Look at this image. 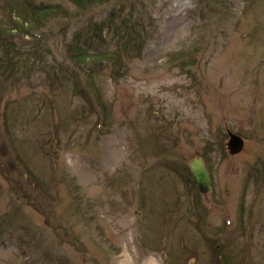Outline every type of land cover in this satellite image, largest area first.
I'll list each match as a JSON object with an SVG mask.
<instances>
[{
  "label": "rangeland",
  "instance_id": "obj_1",
  "mask_svg": "<svg viewBox=\"0 0 264 264\" xmlns=\"http://www.w3.org/2000/svg\"><path fill=\"white\" fill-rule=\"evenodd\" d=\"M30 1L71 19L0 0V264H264V0Z\"/></svg>",
  "mask_w": 264,
  "mask_h": 264
},
{
  "label": "trees",
  "instance_id": "obj_2",
  "mask_svg": "<svg viewBox=\"0 0 264 264\" xmlns=\"http://www.w3.org/2000/svg\"><path fill=\"white\" fill-rule=\"evenodd\" d=\"M64 1L71 4L76 10L78 9L77 11H79V9H81L83 6L90 5L88 8H86V9H89L95 5H104L106 3L111 2L112 0H64ZM31 4L32 3L29 0V3H27V6H23L22 11H19L13 5L11 7H9V9L11 10V13H9V15L10 16L14 15L13 17L21 19L20 22H16L17 27L15 29L22 30L24 28V26H26V28L28 26L30 29L36 30L35 25L37 26V24L39 23V21H36V19H38L41 15H45V14H49V16L52 14L53 18L51 17L50 21L52 20L53 22H55L59 18H61L63 21H65L66 19H67V21L71 19L70 13H68V11H66V9H63L59 5H39L38 6V5H31ZM86 9H83L81 11H85ZM12 19H14V18H11V20ZM11 20H10V22H11ZM26 28H24L23 30H26ZM68 45H69L68 48L71 47L70 49H72L74 51L73 56L78 55V56L90 57V55H88V53H89V49L91 47L87 43V40L83 41L82 36H81V39H80V37H78V39L77 38L72 39L71 43L69 42ZM70 49H69V51H70ZM81 53H83L84 55H82ZM6 220H7L6 216L5 217L2 216L0 218V225H1V223H3Z\"/></svg>",
  "mask_w": 264,
  "mask_h": 264
},
{
  "label": "water",
  "instance_id": "obj_3",
  "mask_svg": "<svg viewBox=\"0 0 264 264\" xmlns=\"http://www.w3.org/2000/svg\"><path fill=\"white\" fill-rule=\"evenodd\" d=\"M229 141L227 143L228 149L231 154L238 153L242 147V140L234 135L232 132H228ZM191 172L198 184V189L200 193H206L210 190L209 186V174L204 166L203 159L197 157L190 161L189 163Z\"/></svg>",
  "mask_w": 264,
  "mask_h": 264
},
{
  "label": "bare ground",
  "instance_id": "obj_4",
  "mask_svg": "<svg viewBox=\"0 0 264 264\" xmlns=\"http://www.w3.org/2000/svg\"><path fill=\"white\" fill-rule=\"evenodd\" d=\"M230 130H227L226 131V133H227V135H228V132H229ZM231 132V131H230ZM234 135H236V134H234ZM237 137H238V135H236ZM227 143H228V140H227ZM227 143H226V149H227V151H228V153H230L229 152V149H228V146H227ZM231 154V153H230ZM190 168V167H189ZM190 174H191V177H192V179H193V181H194V183H195V187H196V189H197V191H199V189H198V184H197V182H196V180H195V178H194V176H193V174H192V172H191V169H190ZM209 176V175H208ZM209 186H210V189H211V185H210V177H209ZM210 191V190H209Z\"/></svg>",
  "mask_w": 264,
  "mask_h": 264
}]
</instances>
